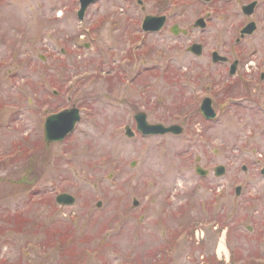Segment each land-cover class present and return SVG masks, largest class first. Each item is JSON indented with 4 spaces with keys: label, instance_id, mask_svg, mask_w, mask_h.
Returning a JSON list of instances; mask_svg holds the SVG:
<instances>
[{
    "label": "rangeland",
    "instance_id": "1",
    "mask_svg": "<svg viewBox=\"0 0 264 264\" xmlns=\"http://www.w3.org/2000/svg\"><path fill=\"white\" fill-rule=\"evenodd\" d=\"M226 4L206 30L181 5L189 33L175 35L132 25L147 13L136 0H98L83 20L79 0H0V264H217L221 244L228 264H264V33L255 52L234 47L241 1ZM214 50L244 64L230 75ZM73 104L81 122L46 145L45 118ZM139 110L185 131L130 138Z\"/></svg>",
    "mask_w": 264,
    "mask_h": 264
},
{
    "label": "flooded vegetation",
    "instance_id": "2",
    "mask_svg": "<svg viewBox=\"0 0 264 264\" xmlns=\"http://www.w3.org/2000/svg\"><path fill=\"white\" fill-rule=\"evenodd\" d=\"M239 1H241L240 9L242 12V18L239 19V21L236 23L238 34L234 38L233 46L236 48L243 47L242 49L239 48L241 52L250 50L255 52L256 45L251 43L255 35L259 31L263 30L264 33V0ZM136 2H138L139 5H142L143 10L147 9V13L141 17L140 21L138 20L135 22L131 20L132 25H138L140 23L139 25L141 26V29H143L145 28L144 21L148 19L146 23L147 27L157 28H148L147 32L145 33H160L163 30L169 29L175 35H187L189 33V28L181 26V23L174 18L177 15L174 10L180 8L183 4L189 6L192 3L196 6V8H199V10L197 11L196 18L192 21L193 23L191 24H193L195 28L206 30L209 26H211L216 14H223L219 18L223 21L229 18V12L227 10H223L222 8H225V6H227L226 3H229V5H231L232 0H136ZM153 18H155L154 21ZM200 19H203L201 23L199 22ZM197 23L201 27H198L196 25ZM199 44L202 46L201 54L203 55L204 45L200 42ZM215 51L217 50H214L213 52ZM223 55H225L228 60L217 64H229L230 71L232 64L237 61L235 67L238 72L243 60H241L240 58H233V60L231 61L232 54L228 53L227 55ZM242 64H244V61ZM260 79L261 81L264 80L263 71L260 73ZM246 96L247 99H251L252 97L248 95Z\"/></svg>",
    "mask_w": 264,
    "mask_h": 264
},
{
    "label": "water",
    "instance_id": "3",
    "mask_svg": "<svg viewBox=\"0 0 264 264\" xmlns=\"http://www.w3.org/2000/svg\"><path fill=\"white\" fill-rule=\"evenodd\" d=\"M94 0H80L81 2V9L79 10V17L82 18L86 8L88 5L93 2ZM155 18H153L154 21ZM148 19L144 22V27L146 29H156L157 27H147ZM190 50L195 52L196 54H201V45L195 44L192 47H190ZM213 60L219 61V60H227L226 57L220 56L217 52L213 54ZM235 72V65H233L231 73L233 74ZM201 113L208 119L215 118L217 116V112L215 111L211 98H205L202 101V104L200 106ZM136 120H137V127L140 131H142L143 134H166V133H173V134H181L184 131V128L182 125L179 124H172L169 126H166L162 123H149L147 121V116L143 112H139L136 114ZM81 116L79 113V110L77 108H71L66 109L60 113L53 114L49 116L46 119L45 122V141L47 143L50 142H57L62 140L70 131L73 130L75 124L80 120ZM127 135L133 136V131L130 129V127L127 126ZM136 163L135 161L132 163L134 166ZM197 173L200 175H205L207 171L203 169L200 165H197L196 167ZM225 173V167L220 165L216 167L215 174L217 176L223 175ZM262 173H264V168L262 170ZM241 188L239 187L237 189V193H239ZM57 201L60 204H72L75 201V198L70 194H61L57 197ZM135 204H137V201H135ZM98 205H101L99 203Z\"/></svg>",
    "mask_w": 264,
    "mask_h": 264
},
{
    "label": "bare ground",
    "instance_id": "4",
    "mask_svg": "<svg viewBox=\"0 0 264 264\" xmlns=\"http://www.w3.org/2000/svg\"><path fill=\"white\" fill-rule=\"evenodd\" d=\"M225 248L223 247V244H221L220 250H224Z\"/></svg>",
    "mask_w": 264,
    "mask_h": 264
},
{
    "label": "trees",
    "instance_id": "5",
    "mask_svg": "<svg viewBox=\"0 0 264 264\" xmlns=\"http://www.w3.org/2000/svg\"><path fill=\"white\" fill-rule=\"evenodd\" d=\"M183 225H184V223H183ZM211 263V262H210Z\"/></svg>",
    "mask_w": 264,
    "mask_h": 264
}]
</instances>
